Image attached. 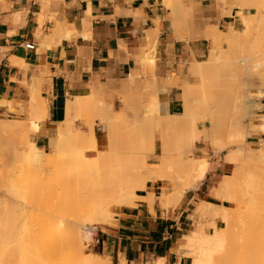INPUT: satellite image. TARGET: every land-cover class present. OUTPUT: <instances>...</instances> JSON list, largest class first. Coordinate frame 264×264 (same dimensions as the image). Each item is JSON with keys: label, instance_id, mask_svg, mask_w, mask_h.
Instances as JSON below:
<instances>
[{"label": "crops", "instance_id": "0c3cea01", "mask_svg": "<svg viewBox=\"0 0 264 264\" xmlns=\"http://www.w3.org/2000/svg\"><path fill=\"white\" fill-rule=\"evenodd\" d=\"M218 1L202 0L200 7L220 29L240 26L241 14L254 10L236 5V0L222 2V8ZM150 30L156 38L154 64L145 60ZM203 41L189 44L178 39L161 0H0V101L22 110L15 113L10 104H3L0 114L28 116L33 94L40 95L48 114L36 139L46 148L67 118L70 98L79 102L73 119L84 99L90 102L94 92L116 99L133 75L137 80L131 92L141 91L142 98L155 103L158 95H165L163 109L180 113L184 106L180 85L190 74L191 60L206 54ZM28 42L36 50L26 49ZM167 80L178 85L172 87ZM256 138L261 142L264 133ZM231 170V162L214 159L199 187L168 207L162 202L159 181L148 182L138 191L141 198L135 204L117 207L113 222L99 228L102 254L113 264H155L159 258L166 264H191L180 250L194 228L197 204L201 200L225 204L217 202L212 190ZM152 194L151 205L146 198Z\"/></svg>", "mask_w": 264, "mask_h": 264}, {"label": "rangeland", "instance_id": "374dc122", "mask_svg": "<svg viewBox=\"0 0 264 264\" xmlns=\"http://www.w3.org/2000/svg\"><path fill=\"white\" fill-rule=\"evenodd\" d=\"M168 1L170 0H161L162 5L168 11H170L168 7ZM235 4L242 6V7L249 6L250 8L252 7L254 8V10L249 14H246V15L241 14L242 24L238 27H235L236 30L243 31L246 28L245 22H249L250 23V34H249L248 39L246 41H243L241 44L237 45L236 48L234 47L235 50L233 52L231 49H229L230 47L229 43H227L226 40L224 39V42L220 46V50L221 51L224 50L225 54L223 56L225 57L221 58L220 61H218L217 65L215 66H213L212 63H209V64H212V66L210 65L207 68L205 65L206 63L204 64L205 66L202 65V69L205 68L203 69L204 71H206V69L210 71H213L215 69L213 73L211 72L212 74L210 73L207 78L206 77L207 75L200 77L196 73L192 74L190 72L186 80V82H191L193 84H196L197 86H201L202 85L201 82L205 83L206 81V80H203L205 77L207 78V81H208V82L206 81V83H209V81L211 80L212 83H209L210 86L212 88H215V87L218 88L223 83L219 85L217 84V86H215L216 85L215 83H220V81L222 82V79L224 76L223 73L224 72L226 73V71L228 70V75L226 77L228 81L223 79L224 82L226 81L225 83H227L225 85L223 84L224 86H227V90H225L226 88H224V86L220 87V88H224L223 90L218 88L221 92L219 90L216 91L217 89H213L214 91H212L211 87L210 88L208 87L210 90L207 88L208 89V92H207L206 90H204L207 87V84H206V87L204 86L203 90H200L202 92L204 91V93L202 92L201 94H196L197 92L195 93L196 94L195 99L199 100L197 101L198 104L196 103L197 104L196 105L197 117L200 118L198 121L199 127L205 128L204 131L200 132L201 136H203V140L201 142L199 141L197 143H194V145L190 148L185 147V146L182 147L184 156L187 160L199 159L201 157L207 158L210 162L208 171L211 169L212 162L214 161V159L226 160V161L231 162L232 160L230 158L231 156L232 158L234 156V158L236 159L237 156L240 155L237 153L238 151L236 150V148H239L240 144L242 145L243 142L241 143L238 140H240L243 137V135H244L245 140L244 139H241V140L246 142L247 146H250L248 148H253V149L259 148L261 144L264 142V140H261L262 143L257 142L258 139L256 138V136H259V135L261 136L264 133V130H263L264 124H262L263 123L262 119L264 118L263 117L264 116V71H263L264 70V63H263L264 62V58H263L264 57L263 55L264 54V0H250L249 3H241V2L236 1ZM170 17H172L171 14H170ZM223 30H229V28H222V30H220V34L222 33L221 35L222 37L227 36L229 32L226 33ZM186 31H187L186 29H183V34L186 33ZM148 45L152 46V42L149 41ZM203 45L206 49V54L202 55L201 57H198V60L208 61V59H210V56L212 55V54L210 55L211 48H213V46L218 48L219 46L205 39L203 41ZM227 49H229V51L231 50L230 54L231 53L233 55L237 54V57L239 56L237 60H240V59L243 60L241 62L242 64L241 67L247 66V69L246 68L241 69L237 67L236 65L237 60L235 62L236 64L234 65V67L233 66L231 67V64L234 59H232V62H230L231 63L230 65H227L229 61L225 63V60H230V57L232 58L231 55L230 57H227L229 55V52H227L228 53L227 54L225 51ZM236 49L238 52L236 51ZM154 55L156 57V49H155ZM146 56L147 55L145 53V59H146ZM146 60L151 61V59L149 60V58H147ZM193 61H195V58L191 60V62ZM220 64H223V66L226 64L224 68L222 67L223 69L217 70L218 72L221 73V75L223 74L222 76H220V74L217 75L218 72L216 71L217 69L216 67L219 68L220 66H222ZM249 66L252 69L249 68ZM213 67L215 68L213 69ZM230 67L232 70L230 69ZM226 68H229V69L226 70ZM260 72H262L263 74ZM231 74L235 76H231ZM216 75L217 77H215ZM212 76H214V78ZM228 76L230 80L228 79ZM239 78L241 81L240 80L238 81ZM213 79L215 80L219 79V81L218 80L215 81ZM170 82H173V81H170ZM239 82L241 83L243 82L242 86L240 85ZM238 83H239V86H238ZM173 85H176V84L174 83L172 84V86ZM180 88H181L180 90L183 92V84L180 85ZM233 88L234 90L237 89L236 91H238L241 88L242 92L240 89V91L235 93L236 91L234 92V90H232ZM224 90L225 91L229 90V92H223ZM243 90L247 91V93L244 92ZM209 91H212V92L210 93ZM215 92H217V95L219 94V92L220 94L222 93L219 96H222L225 99L222 98V100H220L221 98L219 99L218 98L219 96H218L216 97L217 101L216 99L214 100V97L216 94ZM239 92L243 94L241 95ZM128 93L130 95L131 94L137 95L138 92H128ZM205 93H208V94L210 93L211 96ZM259 93L261 94L258 95ZM129 94L127 95L129 96ZM206 95H208V97H206ZM243 95H246L247 99ZM232 96H233V99H231ZM127 97L123 96V94H120L116 99L114 98L108 99L105 95H102L101 100H98L95 104H93L91 101L89 102L88 100L84 99L80 108L74 114L73 129H74L75 135L77 136H80L83 133L82 136H85L86 134V136L88 135V137H90L91 127L93 126L98 136V146H97L96 155L94 156L87 155V152L85 151V147L77 146L78 144L76 146L73 145L75 146V148L69 151L60 163L54 164L48 169L46 167L36 168V166L33 163H27L21 155L23 153H26L29 150V147L24 142L23 137L25 133L23 134V132H26L30 128L29 126L31 125V121L34 118V116H36V114H34L33 111H28V114H27L28 116L12 117L6 114H0V162L2 164V165L0 164V179L2 180V181L0 180V183H1L0 184V261L5 262L6 259H13L15 264H21L22 260H25V258L29 254L31 255V253H29V250H30L29 242L30 240L34 238L44 239L46 242H49V245L52 244L51 252H49L47 256V260L50 263H55L59 259L61 258L63 259L64 257L69 256L66 254L69 253L68 251L72 250L73 246L70 245L66 247L67 248L66 250H63L56 243L58 242V238L61 233V228L64 229L65 226H63V224L65 225L67 222L71 220L79 221V219H82V218L85 220L87 216H85L84 214L88 215L87 213L90 211V209L96 206V200L100 201L104 197V195H106L107 193L109 194L108 192L109 189H107L106 187L107 186L109 187L110 184L104 183L103 185V182H111L112 180H114L115 184L111 183L112 185H117V186L125 185L124 183L129 178H131V181L132 179L135 178V176H131L130 173L131 172L133 173L134 168H136L137 165L139 166L141 162L144 163L146 160L149 162L151 167L156 166L155 164L157 163V159H159V156L161 154V142H159L160 141L159 139L157 146L154 148V145L152 144L154 133L159 129L157 126L158 125L157 113L154 110L155 102L142 98L141 100L142 103H141L135 97H132V99H128ZM240 98H241V101H243V107L240 106L242 104V102L240 101ZM235 99L236 101H234ZM252 101L253 102L256 101V102L253 103ZM234 102L237 103L236 104L237 106H235ZM102 103L105 106V107L103 106L104 108L102 107ZM258 103L259 105H257ZM229 104L231 108L229 107ZM245 104L248 105L249 111L246 110L247 107L245 108L246 106ZM218 105H221L222 108L220 110L224 111L226 114H224V112L221 113V111H218V108H220L218 107ZM9 108L11 111L15 113H19L22 111V110L14 109L11 105ZM148 108L151 110H149ZM183 109H184V106H183ZM215 109H217L216 112L214 111ZM210 111L215 112L218 116L215 113L210 112ZM32 112H33V115H32ZM160 112L162 113L161 109H160ZM218 112L221 115H219ZM214 114L217 117V124H216L217 130L214 129V122H213L212 117L210 116ZM222 114H224V116ZM242 114L245 116H243ZM220 116H223L224 118V119L222 118L223 121L226 119L227 122L226 120H225V123L222 122L221 121L222 119L220 118ZM238 116H239V119L235 121V119H237L235 117H238ZM123 117L125 118V120L122 119ZM109 119H114V124H113L114 127L110 126V122H108ZM259 119H261L262 121ZM241 123L242 125H239L238 127L236 126V124L238 125ZM204 124H205V127H204ZM261 124L263 125V127H261ZM1 125L5 128L2 129L3 127H1ZM240 126H242L241 129H239ZM110 127L112 128L110 129ZM229 127L231 128L230 129L231 132L229 131L227 133L226 131L229 130ZM232 127L238 129V131L235 129H232ZM242 130L244 134L242 133L238 134V132L240 133L242 132ZM233 131L235 132L232 133ZM79 132H80V135L78 134ZM186 133L189 134V133H192V131L188 130ZM231 133L234 134V136L236 137L231 136ZM36 135L33 136V139L37 142ZM86 136L85 138L87 139ZM231 137L232 138L234 137V139H236L240 144L236 145L235 143L237 141H234L235 143L232 142L234 139H232ZM204 138L206 139L204 140ZM89 139H91V137ZM89 139H87L88 142H89ZM39 145H41V143H39ZM45 149L47 150L51 149L50 143L47 145ZM235 150L236 152H234ZM231 152L236 153L238 155L230 156ZM239 153H243V152H239ZM239 158L240 157H238L236 161ZM236 161L233 160V163L231 162L232 170L230 171L229 176L230 175H232V177L237 176L235 174V171H236L235 164H237ZM151 167L147 168L148 170L147 180L148 182L150 181L157 182L159 181L161 174L153 170ZM256 167L259 168V166L257 165ZM22 168H25V169L22 170ZM259 169H257L256 171L258 172ZM22 171H24V173L27 174L29 177L26 178L27 176L24 175ZM261 172H259L258 174L255 173L256 176L258 175L257 181L259 185H262L264 182L263 180L264 174L262 175ZM3 175L5 178L2 177ZM80 175H84L87 178L86 180L88 181H85L87 182V184L83 181V185L81 184L77 187H72V188L66 187V185H69L72 182L74 183L75 180L79 178ZM224 177L226 178L227 176L225 175ZM102 179H105L106 181L105 180L103 181ZM228 179L229 178H226L225 180H228ZM21 180L22 181L27 180V183L25 184L27 185L26 188L28 189L25 190V193H21L18 190L15 191L16 187L18 188L20 187L19 184H24ZM235 180L236 179H234L233 182ZM68 181H70L71 183ZM127 182L128 184L130 183V181H127ZM92 185H94L93 188H92ZM185 185H186L185 180H177L176 185L169 189V195L175 198L178 196V193L184 192V196H183L184 198L186 196V193L188 192V191L185 192L184 190ZM80 186H82V188ZM159 186H160V191L163 194L165 184L159 181ZM94 187L95 188L98 187V188L95 189ZM110 187H113V186L110 185ZM75 188L77 189L79 188V189L75 190ZM242 188H245V187L241 186V190ZM79 190L81 191V193L79 192ZM91 190L92 191L95 190V192L94 191L92 192ZM241 190H240V193H241ZM246 191L248 192L250 190L247 189ZM235 193H237V191ZM79 194L80 196H78ZM91 194H94L92 198L91 196L89 197L87 196ZM212 194L215 196L214 193ZM251 195L249 192V196ZM81 196L83 199L81 198ZM247 196L244 195V197H247ZM215 197L219 199L217 200V202L225 203V204H215V203L205 201L207 205L208 203H210V206L207 210V214L203 216L202 220H203L204 227H205L204 230L209 234L214 233L217 226L224 227L225 225L223 222V219L221 217H218L219 207L221 206H227L228 208L233 207V208H236L238 212L244 211L250 214H251V211L253 210L252 207H250L251 203L249 202L250 201L249 199H247L248 200L246 201L247 203L246 202L241 203V201L233 203V202H227L225 200H222L217 196ZM237 197H238L237 198V201H238L240 197L239 195ZM140 198L141 197L135 198L134 200H132V202L129 205L135 204L136 200ZM146 199L148 200V198ZM200 202L197 204V206L200 204ZM117 207H120V206L111 205V209H110L111 215L107 217L108 220H105L107 221V223L113 222L114 215L112 214H114V210ZM214 209L216 213L213 212ZM244 215L243 216L240 215L241 222L239 221L240 222L239 224L244 222L242 221V218L244 220L247 217V216L245 217ZM213 218H216V219H213ZM83 219L80 220L79 222L84 221ZM105 221L102 224L97 225L98 229L94 232L91 238H88L89 240L84 238L85 240L83 242L84 244L83 246H84L85 253L87 255L96 253L100 257L105 256L104 254H102L101 249L99 248L98 243H97L98 230L101 226H103L104 224H107L105 223ZM194 222L196 223L195 219H194ZM191 226L193 228V222L189 226V229ZM194 227H195V224H194ZM62 235L65 237V239H67V241H69L71 237L70 233H66V234L63 233ZM235 235L233 237L234 240H235V237L238 236V235L236 236ZM83 237H85V235ZM237 240L238 239H236L235 241ZM242 244L243 243L240 242L241 249H242ZM72 251H74V249ZM63 255H66V256L63 257ZM182 255H185V254H182ZM70 257L71 256H69V259ZM191 264H193L192 259H191Z\"/></svg>", "mask_w": 264, "mask_h": 264}, {"label": "bare ground", "instance_id": "6f19581e", "mask_svg": "<svg viewBox=\"0 0 264 264\" xmlns=\"http://www.w3.org/2000/svg\"><path fill=\"white\" fill-rule=\"evenodd\" d=\"M219 1H221L219 4H221L220 6H222V8H223L224 4H222V2L225 3L224 1H227V0H219ZM236 1L241 2V3H249L250 0H236ZM201 5H202V0H170V1H168V7L170 9V14L172 15V17H171L172 26L174 28L175 35L177 36L178 39L183 38L187 42H190V43L192 41H195L198 39H205V40L213 42L219 46L218 47L219 49L214 47V46H213V48H211L210 55L211 54L212 55L210 56V59H208V61L195 59V61L190 63L191 64L190 65V72L192 74L196 73L200 77L207 75L206 77L208 78V75L211 72L213 73V71L215 70L214 69L215 67H213V69H214V70L212 69L213 71H210L208 69H206V71H204L203 69H205V68L202 69V65H204L206 63L205 64L206 68L210 65L212 66V64H213V66H215V65H217L218 61H220L221 58L225 57V56H223L225 54L224 50H222V51L220 50V46L224 42V39L226 40L227 43H229V46L231 47V48L229 47V49H231L232 52L235 50L237 45L241 44L243 41H246L249 37V34H250V23L245 22L246 28L243 31H238V30H236V28L233 25H230L229 30H223L226 33L229 32L227 36H224L226 38H224L221 36L222 33L220 34V30H222V29H220L217 24H213L208 18L204 17V13L202 14L203 9L200 7ZM231 12H232V9L228 13H231ZM183 29L187 30L186 33H184V34H183ZM155 30H156V28H155ZM60 31H62V30H60ZM56 32H58V31H56ZM149 32H150V34H149L148 38H149V41L152 42V46L148 45L145 52L147 55L146 59L147 58H149V60L151 59V61L153 63L156 60V57L154 55L155 49H156V38H155V36H153L154 34L153 35L151 34L152 33L151 30ZM154 32L157 33V31H154ZM223 35H225V34H223ZM229 49H227L225 51H226V53L229 52V55L227 57H230V55H231L232 58L230 57V60H225L226 58L223 60H225V63L227 61H229L227 65H230L231 64L230 62H232V59H234L232 64H231V67L232 66L234 67V65L236 64L235 62H236L237 58H239V56L237 57V54L236 55H233L232 53L230 54L231 50L229 51ZM236 51H237V49H236ZM142 59H141V61H142ZM242 61L243 60H241V59L237 60V64H236L237 67H239L241 69L242 68L247 69V66L241 67ZM209 63H212V64H209ZM220 65H222V66H220L219 68L216 67L217 68L216 71L219 69H223L226 64L224 66H223V64H220ZM231 67H230V69H231ZM249 68H251V67L249 66ZM257 68H259V67H257ZM227 69H229V68H226V70ZM262 72H260V73H262ZM219 74H220V76H222L224 74L225 77L223 76V79L228 81L226 79V77L228 75V70L226 71V73L224 72L222 75L220 72H218L217 75H219ZM232 74H231V76H235ZM217 75L215 77H217ZM247 75H248V73H247ZM136 77H137L136 75H133L129 80H127L126 85L124 87L125 90L122 93L123 96L127 97L128 96L127 94H129L128 92L132 91L133 83L137 80ZM212 77L214 78V76H212ZM207 78L204 77L203 80L207 81ZM210 79H211V77H210ZM223 79H222V82L220 81V83H215L216 84L215 86H217V84L219 85L221 83H223L224 85L227 84V83H225L226 81L224 82ZM228 79H229V76H228ZM169 80H167V82ZM213 80H215V79H213ZM216 80L219 81V79H216ZM239 80H240V78L238 79V81ZM206 81H205V83L201 82L202 83L201 86H197L196 84H193L191 82H186L183 84L184 109L181 113H173L172 114L168 111L167 108H164L165 109L164 110L163 104L168 100V97L165 95H158V102L155 103L154 110L157 113V117H158V119H157L158 125L157 126L159 129L154 133V138L152 141L154 148L157 146L159 139H160L159 142H161V154L159 156V159H157V163L155 164L156 166L151 167L149 162L145 160L144 163L141 162L139 164V166L138 165L136 166V168L133 167L134 170L133 169L132 170H133L134 175L131 172L132 170L130 171L131 172L130 175L135 176V178L132 179L133 182L131 181V178H129L127 180V181H130L129 184L126 181L127 183L125 182L124 183L125 185H118L117 186V185L111 184V183L115 184L114 180H112L114 182H112V181L111 182H103V185H104V183L105 184L107 183L113 187H110V185H109V187L107 185H106L107 187L104 186L111 191L108 190L109 194L107 193L106 195H104V197H103L104 199L102 198L100 201L96 200V206L92 207L90 209V211L87 213L88 215L84 214L85 216H87L85 218V220L83 218L82 219L84 221H82V222H79L82 219H79V221H72L71 220V221L67 222L68 224L67 223L65 225L63 224V226H65V227H64V229L61 228V233L59 235L58 242H56V243L63 250H66L67 249L66 247H68L70 245L73 246L72 250L74 249V251L70 250V251H68L69 253L66 254V255L71 256L70 259H69V256L63 255V257L66 256L68 259L66 257H64L63 259L61 258L55 263H50L47 260V256H48L49 252H51L52 244L49 245V242H46L44 239L34 238V239L30 240V242H29V245H30L29 253H31V255L29 254L25 258V260H22L21 264H113L110 257H108V256H101L100 257L96 253H92V254L87 255L85 253V250H84L83 242L85 239L91 238L93 236L94 232L97 229V225L102 224L105 220H108L107 217H109L111 215L110 214L111 205H117V206L129 205L132 202V200L139 197L138 191L145 189L147 187V184H148V180H147V174H148L147 168L148 167H151L153 170H155L159 174H161L159 181L163 182L165 184L164 192L162 194L163 195L162 202H163L164 206H166V207H168L171 204L178 205L184 196V192L178 193V196L175 198L172 197L171 195H169V189L176 185L177 180H185L186 181V185L184 187L185 192H187L188 190H191V189H197L198 186L205 179V177L208 173L210 162L207 158H203V157H201L199 159L187 160L184 156V152L182 150V147L185 146V147L190 148L194 145V143H197L199 141L201 142L203 140V136H201L200 132L204 131L205 128L199 127L198 121L200 118L197 117V113H196V105L198 104L197 101H199V100L198 99L196 100L195 96H196V94H201L202 91H200V90H203V87L204 86L206 87V84H207V87L204 90H206L208 92V89L211 87L209 83H212V81L210 80L209 83H206ZM167 82H165V83H167ZM231 82H233V81H231ZM170 83H171V85L174 84L173 82L169 81V84ZM239 83L242 86V83L241 82H239ZM239 83H238V86H239ZM175 84L177 85V82H175ZM223 84H221L220 87L224 86ZM231 84H230V86H231ZM148 85H150V84L148 83ZM165 85L168 86V83ZM230 86H228V87H230ZM220 87H218V88H220ZM218 88H216V87L212 88L211 87V90L214 91L213 89H217L216 91H218L219 90ZM224 88H226L225 90H227V86H224ZM224 88H220V89L223 90ZM228 89H230V88H228ZM240 89L238 91H240ZM225 90L223 92H229V90L228 91H225ZM232 90H234V88ZM232 90H230V91H232ZM236 90H234V92ZM155 91H157V89H155ZM212 91H209V92L211 93ZM238 91H236L235 93H237ZM198 92H200V93H198ZM220 92L218 95H217V92H215L216 94L214 93L215 94L214 100L216 99V97H218L219 95L222 94V93L220 94ZM241 92H242V89H241ZM244 92L247 93V91H244ZM202 93H204V91ZM210 93L209 94L205 93V94H208L211 96ZM228 94H230V93H228ZM240 94L242 95L243 93H240ZM260 94L261 93H259L258 95H260ZM208 95H206V97H208ZM236 95H238V94H236ZM246 95H243V96L246 97V99H247ZM129 96L127 97L128 99H132V97H135L137 100H139L142 103L141 100H142L143 96H142L141 91H139L137 93V95H132V94L130 95L129 94ZM249 96H251V95H249ZM90 97H91L90 101L93 104H95L98 100H101V97L99 96L98 92H94ZM218 98L219 99L221 98L220 100H222L223 97L219 96ZM241 98H240V101H241ZM211 99H213V98H211ZM223 99H225V98H223ZM231 99H233V96ZM128 101H130V100H128ZM216 101H217V99H216ZM234 101H236V99ZM237 101H238V99H237ZM241 102H242V104L239 102L241 104V105L240 104L239 105L241 107H243V101H241ZM255 102H253V103H255ZM78 103L79 102H78L77 97H73V98H70L68 100V102H67V118L59 123L58 136L51 139V142H50L51 149L47 150V149H45L44 146L39 145L33 139V136L36 135L40 131L41 122L44 121V119L47 117L48 105H47L46 101L40 95L35 94V93L33 94L32 100L28 103V106H29L28 111H33L34 114H36V116H34V118L32 119L31 125L29 126L30 128L26 132H23V134L25 133V135L23 137L24 142L29 147V150L26 153L21 154L23 159L27 163H33L36 166V168L46 167L48 169L51 166H53L54 164L60 163L62 161V159L67 155V153L69 151H71L73 148H75V146L77 144H78L77 146L85 147V151L87 152V155H93V156L96 155L97 146H98V136H97V133H96L95 129L93 128V126L91 127V131H90L91 136L89 135L91 137V139H89L90 137H88V135L86 136V134L84 133L85 136L87 137V139H89V142L85 138V136H82V134H83L82 132H81L82 133L81 135H80V132L78 133L80 136H77L74 133V129H73L74 121L71 118V116H72L73 110L78 105ZM234 103H235V106H237L236 105L237 103L236 102H234ZM3 104L8 105L10 103L5 102V101H0V106ZM10 105H9V107H10ZM245 105H246L245 108L247 107L246 110H248V108H249L248 105L247 104H245ZM257 105H259V103ZM103 106L104 105L102 103V107ZM218 107H220V108H218V111H221V113L224 112V111L220 110L222 108L221 105H218ZM229 107H230V104H229ZM160 109L162 110V113L160 112ZM23 110H25V108H23ZM149 110H151V109H149ZM214 111L216 112L217 109H215ZM33 112H32V115H33ZM210 112H213V111H210ZM215 112H213V113H215ZM241 113H239V114H241ZM215 114L210 115V116L212 117L213 122H214V129L217 130V126H216V124H217L216 115L217 114L216 115ZM218 114H219V112H218ZM224 114H226V113L224 112ZM224 114H222V115L224 116ZM219 115H221V114H219ZM223 116H220V118L222 119ZM243 116H245V115H243ZM235 118H237V119H235ZM235 118L234 119L236 121L239 119V116L235 117ZM241 118H240V120H241ZM122 119L125 120L124 117ZM223 119L221 121L225 123L226 119L224 121H223ZM259 120H261V119H259ZM262 120H263L262 124H264V118ZM8 122H10V121H8ZM108 122H110V126H113L114 119H109ZM226 122H227V120H226ZM262 124H261V127H263ZM239 125H242V123L238 124V125L236 124L237 127ZM1 127H3V126L1 125ZM204 127H205V124H204ZM230 127H229V130L226 131L227 133L230 131V129H231ZM233 127H232V129H235L238 131V129L233 128ZM241 127L242 126H240L239 129H241ZM4 128L5 127H3L2 129H4ZM111 128L112 127H110V129ZM188 130L192 131V133L187 134L186 132ZM225 130H227V129H225ZM252 130H253V128H252ZM244 131H246V130H244ZM234 132L235 131H233L232 133H234ZM177 133H179V134H177ZM232 133H231V136H234V134H232ZM241 133L244 134L243 130L240 133L238 132V134H241ZM234 137H236V136H234ZM234 137L233 138L231 137V138L234 139ZM205 139L206 138H204V140ZM232 139H231V141H232ZM241 139H244V135ZM241 139L238 141H240L241 143L243 142L242 145L236 139H234L232 141V142L237 141L238 143L234 142L236 145L240 144V147L236 148V150L238 151L237 153L240 155L237 156L238 154L233 153V152H231V154H230V156L236 155L237 158L240 157L237 161H236L237 158L235 159L234 156H233V158H232V156L230 157L232 159L231 160L232 163H233V160L237 162V164H235V166H236L235 174L237 176L235 174L234 175L236 177H232V175H230V176L226 175L227 176L226 178H229V179L225 180L226 178L224 177V179H223L224 181L222 180V182H220V184L212 190V193H214L215 196L219 197L222 200H225L227 202H233V203H236L239 201H241V203H242V202L248 201L247 199H249L250 200L249 202L251 203L250 207H252L253 210L251 211V214H250V213H248V212L246 213L244 211H242V212L240 211L241 212L240 213V212H238V210L236 208H233V207H230V208H228L227 206H221L219 208L217 207L219 209L218 210V217H221L223 219V222L225 225H224V227H218L217 226L215 232L209 234L204 230L205 227H204V223H203L202 218L205 214H207V210L210 206V203H208V205H207V203H205V201L201 200L200 204L196 207V210L194 212V217L196 219L195 227L187 235L188 242H186L183 249L180 250L182 254H185L186 256H189L192 259L193 264H264V182L262 185H259L258 181H257L258 175L257 176L255 175V173L258 174L259 172H261L262 169L264 170V142L263 143L261 142L262 144L259 148L253 149V148H248L250 146H247L246 142L242 141ZM73 145H75V146H73ZM236 150L234 152H236ZM239 152H243V153H239ZM0 164H1V162H0ZM251 165H253V166H251ZM256 165L259 166V168H261V169L256 167ZM25 166H26V164H25ZM253 168H254L255 172H254ZM23 169H25V168H22V170ZM257 169H259L258 172L256 171ZM26 170H27V168H26ZM263 170L261 172L262 175L264 174ZM22 172L24 175L27 176L26 178L29 177L27 174L24 173V171H22ZM2 177H4V175ZM22 177H24V176H22ZM230 177H232L236 180L233 182L234 179H232ZM86 179L87 178L84 175H80L79 178H77L74 183L73 182L71 183L70 181H68L71 184L66 185V187L72 188V187H77L81 184L83 185V181L84 182L88 181ZM102 180L104 181L105 179H102ZM71 181H72V179H71ZM230 181H232V182H230ZM22 182L24 184H19L21 188L14 186V187H16L15 191L18 190L21 193H25V190L28 189V188H26L27 185L25 184V183H27V180H24ZM85 183L87 184V182H85ZM28 184H29V182H28ZM19 185H17V186H19ZM90 185H88V186H90ZM93 186L94 185H92V188H93ZM115 186H117L118 188ZM241 186H243L245 188H242V190H241ZM80 187L82 188V186H80ZM89 188H91V187H89ZM96 188H98V187H96ZM76 189L77 188H75V190ZM247 189L250 191L247 192L246 191ZM80 190H79V192L81 193ZM240 190H241V193H240ZM243 190H245L246 192ZM93 191L95 192V190H93ZM236 191H237V193H235ZM249 192H250V195L252 193L251 196H249ZM247 194H248V196H247ZM153 195L155 196V194H152L150 198L147 197L151 205L153 204V200H154L152 197ZM236 195L237 196L239 195V197H240L238 201H237L238 197ZM244 195H246L247 197H244ZM78 196H80V194ZM87 196L88 197L91 196V198H92V196H94V194L87 195ZM241 196L246 198V199L242 198ZM81 198H82V196H81ZM242 199H244V200H242ZM213 212H215V209L213 210ZM215 213H214V215H215ZM112 215H114V214H112ZM240 215H242V216L244 215L245 217L247 216L244 220L242 218V221H244V222H242L243 224L242 223L239 224L241 222V219H240L241 216ZM215 217H216V215H215ZM250 217H251V219H250ZM213 219H216V218H213ZM105 223H107V221H105ZM63 233H65V234L70 233L71 234L69 241H67V239H65V237L62 235ZM235 234L238 236H236ZM84 235H85V237H83ZM234 235L236 236L235 240L238 239L237 241H235L233 239ZM66 238H68V237H66ZM240 242L243 243L242 249L240 247L241 246ZM243 245L245 246V248ZM238 248H240V249H238ZM156 262L157 263H155V264H166L165 259H163V258H159ZM0 264H15V262L13 259H6L5 262L0 261Z\"/></svg>", "mask_w": 264, "mask_h": 264}, {"label": "built area", "instance_id": "2783aa9c", "mask_svg": "<svg viewBox=\"0 0 264 264\" xmlns=\"http://www.w3.org/2000/svg\"><path fill=\"white\" fill-rule=\"evenodd\" d=\"M25 48L28 50H36V45L33 42H28L25 44Z\"/></svg>", "mask_w": 264, "mask_h": 264}]
</instances>
